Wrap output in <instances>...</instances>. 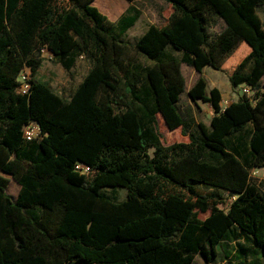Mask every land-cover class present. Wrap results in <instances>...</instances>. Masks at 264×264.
Masks as SVG:
<instances>
[{
    "label": "trees",
    "instance_id": "1",
    "mask_svg": "<svg viewBox=\"0 0 264 264\" xmlns=\"http://www.w3.org/2000/svg\"><path fill=\"white\" fill-rule=\"evenodd\" d=\"M95 1L0 0V264H193L217 256L235 228L264 259V191L251 175L264 168V0H165L168 24L133 45L123 36L138 14L129 9L115 24ZM213 19L225 23L215 36ZM244 43L250 53L227 76L255 98L244 94L224 110L221 91L200 76L187 94L214 116L191 132L179 107L182 66L223 71ZM43 49L68 71L80 58L91 63L70 98L35 79ZM26 69L33 80L22 94ZM159 118L188 142L166 145ZM31 123L42 133L27 141ZM80 162L93 173L77 172ZM1 173L21 186L16 201ZM199 186L237 198L225 212L223 196ZM107 188L126 189L127 199L115 202Z\"/></svg>",
    "mask_w": 264,
    "mask_h": 264
},
{
    "label": "rangeland",
    "instance_id": "2",
    "mask_svg": "<svg viewBox=\"0 0 264 264\" xmlns=\"http://www.w3.org/2000/svg\"><path fill=\"white\" fill-rule=\"evenodd\" d=\"M109 7L106 8V4ZM94 6L97 7L104 15H106L111 21L116 22L123 14L127 13L129 9L134 10L139 16L137 25L128 33L129 42H133L139 34H143L150 26L164 27L168 24L169 19L173 13L172 6L165 0H137L133 3H129L127 0H96ZM111 12H116L113 15ZM259 15L264 23V6L258 9ZM225 28V23L220 19H213L212 25L209 27V33L212 36L219 34ZM250 53V48L247 44H242L231 55L226 56L222 61L223 71H215L211 68H207L205 77L209 82L216 81L223 91L224 95L228 97L222 103V108L231 104V101H238L241 96L244 95L243 88H233L230 84L227 74L233 71L240 61H242ZM170 54L178 55L180 58L182 53L171 50ZM130 55L135 57V52L130 51ZM137 57V56H136ZM140 62L145 65H149L150 62L138 56ZM89 61L84 58H80L76 66L71 70H66L60 64L55 61H45L42 68L39 70L35 79L43 81L51 86V88L64 98H69L76 90L82 79L85 77L89 69ZM183 74L187 80V85L193 80V69L187 65H183ZM196 75L194 81L198 78ZM255 98V92L251 96V99ZM256 104V101H253ZM180 111L186 121L190 125L191 132H195L198 129L199 124L211 125V120L214 115V111L209 109L207 105L201 101L194 103L190 100L187 92L183 94L181 102L179 104ZM212 110V111H211ZM160 132L164 137L166 145L177 144L188 141L187 137L182 135L181 129L177 131H169L163 120L160 119ZM247 131L241 133L239 136L244 137L247 135ZM239 136L230 138L228 141L229 150L233 151L238 143ZM153 152V151H152ZM253 182L260 185L264 191V170L256 175L253 173ZM10 180V193L16 196L19 191V186L13 180L12 177H7ZM199 190L203 193H218L224 198V204L220 206V209L227 212L231 203L237 198V195L226 191H215L210 188L199 186ZM126 189H113L107 188L103 190V194L115 202H122L127 197ZM210 216L208 213H200L199 217L205 220ZM193 264H264V259L259 254V249L254 242L245 236L239 229L235 228L233 234L224 247L219 251L218 255L213 257L212 260H206L203 256H198Z\"/></svg>",
    "mask_w": 264,
    "mask_h": 264
},
{
    "label": "built area",
    "instance_id": "3",
    "mask_svg": "<svg viewBox=\"0 0 264 264\" xmlns=\"http://www.w3.org/2000/svg\"><path fill=\"white\" fill-rule=\"evenodd\" d=\"M42 55L47 61L53 60V56L46 49L42 50ZM32 80H33V76L31 70L26 69L25 71H23V73L19 78V83H20L19 92L22 94H27L32 85ZM243 93L247 96L253 95V91L250 87H243ZM41 133H42L41 128L37 123H31L30 125L24 128V136L27 141H32L34 139L39 138L41 136ZM76 171L86 176H89L93 173L92 168L89 165L81 162L76 165ZM253 174L256 175L257 172L256 173L253 172Z\"/></svg>",
    "mask_w": 264,
    "mask_h": 264
},
{
    "label": "crops",
    "instance_id": "4",
    "mask_svg": "<svg viewBox=\"0 0 264 264\" xmlns=\"http://www.w3.org/2000/svg\"><path fill=\"white\" fill-rule=\"evenodd\" d=\"M96 2V1H95ZM94 2V3H95ZM129 2V1H128ZM94 3H93V5H94ZM129 3H131V2H129ZM128 12V11H127ZM113 15H116V12H111ZM126 14V13H125ZM125 14H123L122 16H124ZM173 14V13H172ZM121 16V17H122ZM172 16V15H171ZM121 17L116 21V22H114V21H111L109 18V20L112 22V23H115V24H117L119 21H120V19H121ZM139 21V20H138ZM138 23V22H137ZM137 23L131 28V29H129L128 30V32L123 36V40L124 41H126V42H128V43H130V44H136L137 42H138V40L145 34V32L148 30H146V31H144V33L143 34H139L137 37H136V39L133 41V42H129L128 41V37L127 36H129L130 34H128L136 25H137ZM172 49H170V51H171ZM178 52V51H177ZM178 53H181V52H178ZM175 56H177V57H179L178 55H175ZM90 63V62H89ZM183 67V66H182ZM189 67V66H188ZM189 68H192V67H189ZM207 68L208 67H206L205 69H204V71H203V73L202 74H199L194 68H192L193 69V80L192 81H190V84L189 85H187V91L186 92H188L192 87H193V85L195 84V82L199 79V77L200 76H203L204 78H206L205 77V72H206V70H207ZM210 68V67H209ZM90 69H91V63L89 64V69H88V71H87V73H86V75H85V77L87 76V74L89 73V71H90ZM212 69V68H211ZM214 70V69H213ZM182 71H183V68H182ZM216 71V70H215ZM196 75H198L197 77V79L194 81V79H195V77H196ZM84 77V78H85ZM83 78V79H84ZM83 79H82V81H83ZM207 81H208V79H206ZM81 81V82H82ZM81 82H80V84H81ZM186 83H187V80H186ZM79 84V85H80ZM78 85V86H79ZM208 86H209V90L211 91L212 89H214V88H217V89H219L220 91H221V93H222V96H223V102L225 101V99H227L228 97H226V95H224V93H223V91L220 89V87H219V85H218V83L216 82V81H212V82H209L208 81ZM183 97V96H182ZM70 98V97H69ZM222 102V103H223ZM233 102H237V101H231V103H233ZM197 103H199V102H197ZM207 105V107L209 108V109H212L213 110V108H212V106L211 105H209V104H206ZM228 106V105H227ZM227 106L225 107V108H223L224 110L227 108ZM211 110V111H212ZM214 116V115H213ZM213 118V117H212ZM160 119H162V118H159V123H160ZM163 120V119H162ZM163 123H164V121H163ZM165 124V123H164ZM177 131V130H176ZM251 131H252V127L250 126V127H248V132H250L251 133ZM240 135V134H239ZM239 135H237V136H239ZM251 136V135H250ZM250 136L248 135V137L247 138H245V141H248L249 140V138H250ZM239 138H240V136H239ZM238 138V139H239ZM186 142H188V141H186ZM237 146V145H236ZM264 170V168H261V169H253L251 172L253 173H260L261 171H263ZM1 175H3L4 177H12L13 178V176H11V175H7V174H4V173H1ZM8 179V178H7ZM13 180H14V178H13ZM10 181V180H9ZM15 181V180H14ZM16 182V181H15ZM17 183V182H16ZM17 185L19 186V191H18V194L16 195V196H14L13 194H11L10 193V186H11V184L9 183V186H8V193H9V195L16 201L17 199H18V197H19V194H20V190H21V186L17 183ZM124 190V189H123ZM127 193V192H126ZM126 199H127V197H126ZM125 199V200H126ZM124 200V201H125Z\"/></svg>",
    "mask_w": 264,
    "mask_h": 264
}]
</instances>
